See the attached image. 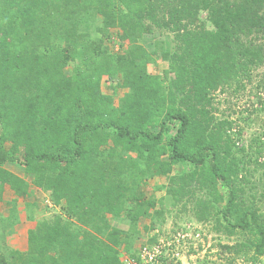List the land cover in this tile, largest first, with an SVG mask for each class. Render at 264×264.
I'll use <instances>...</instances> for the list:
<instances>
[{
    "label": "trees",
    "instance_id": "16d2710c",
    "mask_svg": "<svg viewBox=\"0 0 264 264\" xmlns=\"http://www.w3.org/2000/svg\"><path fill=\"white\" fill-rule=\"evenodd\" d=\"M248 88L264 112V0H0V264H125L166 202L257 264L264 131L245 141L249 111L218 107ZM33 188L53 213L16 250Z\"/></svg>",
    "mask_w": 264,
    "mask_h": 264
},
{
    "label": "rangeland",
    "instance_id": "374dc122",
    "mask_svg": "<svg viewBox=\"0 0 264 264\" xmlns=\"http://www.w3.org/2000/svg\"><path fill=\"white\" fill-rule=\"evenodd\" d=\"M111 48L114 51H117L119 47L117 44L112 45ZM159 60L160 58H157V61ZM107 86V83H104V89L109 91ZM253 95L254 94L251 92L250 88H248L247 91L238 95H233L232 97L230 96V93L218 95L219 103H221V105H218L220 110H227L228 107H231L232 110L234 109L237 112H241L243 110L245 111V109L249 111L248 114L251 118V122L249 123L248 121V123H245V125L240 124L242 127H245V141H249L256 131H264V112L259 114L252 113L253 109H255L251 107L252 102H256V98H254ZM237 117L238 116L235 115L233 118L237 119ZM159 184L160 181L156 179L151 182V186L154 187ZM152 193L156 195L157 199L161 198L162 196H166L163 191H152ZM39 199V216L41 218L51 216L53 212H51L52 208L49 206L50 203L48 202V204L45 202L47 197ZM165 209L167 211L164 216L165 222L154 232H143L142 240L140 241L141 243H148L149 239L154 236L159 237L158 241H173V237L178 234L177 232L184 230L183 233H180L185 234L187 240L185 241V244L182 242L178 248L179 260L175 261L174 264H248L247 262L243 261L242 258H238L235 262H232L231 258L220 248V245L234 244L237 241L236 238L230 239L223 236H218L212 231L210 223L204 224L196 221L190 212L177 214V212L173 210V207L168 202L165 203ZM147 222L149 221H142L141 227ZM12 228H15V226ZM257 264H264V258L259 259Z\"/></svg>",
    "mask_w": 264,
    "mask_h": 264
},
{
    "label": "crops",
    "instance_id": "0c3cea01",
    "mask_svg": "<svg viewBox=\"0 0 264 264\" xmlns=\"http://www.w3.org/2000/svg\"><path fill=\"white\" fill-rule=\"evenodd\" d=\"M6 169H8L9 171H12L16 174H22V169L18 166H8L6 167ZM31 192V196L28 200V202L30 204H40V199L39 198H46V203H50V207H53L52 201L50 199V195L43 193L40 190H36V189H30ZM49 196V197H48ZM15 195L13 193L12 190H10L9 187L6 188L5 192H4V200L5 202L9 203L12 202L15 199ZM48 203V204H49ZM22 206V208H21ZM18 208H19V218L20 221L19 223L16 225L15 228H12L8 231V236H7V243L9 245V247L16 249V250H21V251H25L27 250V236H28V232L31 229H34L37 225V221L40 219V216L37 215L39 213L36 212L35 215V219H29L28 215L26 214L27 208L25 206V202H21L20 200L18 201ZM53 209V208H52ZM28 213V211H27ZM30 213V212H29ZM112 224H116L115 220H111ZM122 224V225H121ZM119 225V228L122 230H127L128 229V224L126 223H121ZM143 234V233H142ZM128 256H126L125 254L122 255V261H124Z\"/></svg>",
    "mask_w": 264,
    "mask_h": 264
},
{
    "label": "built area",
    "instance_id": "2783aa9c",
    "mask_svg": "<svg viewBox=\"0 0 264 264\" xmlns=\"http://www.w3.org/2000/svg\"><path fill=\"white\" fill-rule=\"evenodd\" d=\"M185 234H177L173 237V241H158L155 244H146L140 248L135 258L127 257L125 264H163L164 257H170L171 261L179 260L178 248L180 245L185 244Z\"/></svg>",
    "mask_w": 264,
    "mask_h": 264
}]
</instances>
